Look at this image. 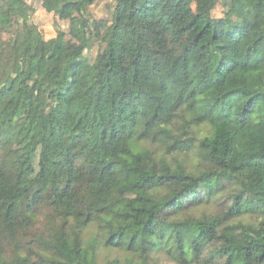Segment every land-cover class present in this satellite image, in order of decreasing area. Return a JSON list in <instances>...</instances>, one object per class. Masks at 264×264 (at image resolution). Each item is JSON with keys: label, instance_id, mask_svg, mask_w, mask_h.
Here are the masks:
<instances>
[{"label": "trees", "instance_id": "obj_1", "mask_svg": "<svg viewBox=\"0 0 264 264\" xmlns=\"http://www.w3.org/2000/svg\"><path fill=\"white\" fill-rule=\"evenodd\" d=\"M217 1L41 0L80 18L45 64L0 0V264H264V0Z\"/></svg>", "mask_w": 264, "mask_h": 264}, {"label": "rangeland", "instance_id": "obj_2", "mask_svg": "<svg viewBox=\"0 0 264 264\" xmlns=\"http://www.w3.org/2000/svg\"><path fill=\"white\" fill-rule=\"evenodd\" d=\"M27 5L30 7V21L36 25L42 36V56L44 58V63L46 64V58L50 51L56 46L57 33L60 31L64 34V43L67 45L78 44V41L70 33L72 25H77L80 23V18L78 15H74L72 20L60 19L54 12L47 11L41 4V0H25ZM114 7V0H94V3L88 7L87 13L90 15L91 19H109ZM213 18L228 17L235 19L237 16L232 10L231 0H218L215 7L212 10ZM1 21L8 23L9 19L7 15L1 16ZM20 19L13 20V25L18 26ZM258 24H264V10L259 15L257 21ZM11 33L6 31L0 32V37L3 39H9ZM105 49L104 44L99 40L92 43L91 47L87 48L82 45L81 51L86 57L87 61L91 63L97 53L103 52ZM190 161L187 163V167L193 168L194 159L187 158ZM222 200V198H221ZM219 204H208L207 206H201L194 210L195 215H200L202 213L212 214L216 211ZM90 229L86 230L85 235L88 237L90 235ZM123 253L111 251L110 254L105 253L104 250L99 252L98 264H105L107 261L113 258H121ZM137 263H140L136 261ZM149 264H176L170 261L163 254H156Z\"/></svg>", "mask_w": 264, "mask_h": 264}]
</instances>
